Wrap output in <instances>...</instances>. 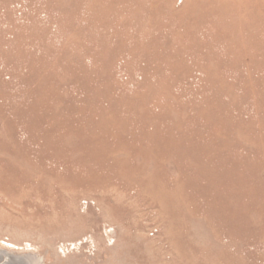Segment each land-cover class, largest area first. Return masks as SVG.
Returning a JSON list of instances; mask_svg holds the SVG:
<instances>
[{
	"label": "rangeland",
	"instance_id": "obj_1",
	"mask_svg": "<svg viewBox=\"0 0 264 264\" xmlns=\"http://www.w3.org/2000/svg\"><path fill=\"white\" fill-rule=\"evenodd\" d=\"M22 263L264 264V0H0Z\"/></svg>",
	"mask_w": 264,
	"mask_h": 264
},
{
	"label": "water",
	"instance_id": "obj_2",
	"mask_svg": "<svg viewBox=\"0 0 264 264\" xmlns=\"http://www.w3.org/2000/svg\"><path fill=\"white\" fill-rule=\"evenodd\" d=\"M21 260V259H20ZM23 264V263H22Z\"/></svg>",
	"mask_w": 264,
	"mask_h": 264
}]
</instances>
